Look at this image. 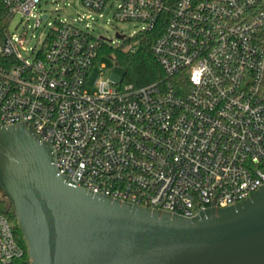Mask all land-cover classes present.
Listing matches in <instances>:
<instances>
[{
	"label": "built area",
	"instance_id": "obj_1",
	"mask_svg": "<svg viewBox=\"0 0 264 264\" xmlns=\"http://www.w3.org/2000/svg\"><path fill=\"white\" fill-rule=\"evenodd\" d=\"M40 1L2 0L0 125L30 124L70 185L187 217L264 185V0H80L140 25L135 36L161 31L152 54L162 77L142 86L99 78L92 91L103 45L120 46L63 18L39 49H24L8 25L19 14L40 26ZM23 253L0 215V264Z\"/></svg>",
	"mask_w": 264,
	"mask_h": 264
},
{
	"label": "water",
	"instance_id": "obj_2",
	"mask_svg": "<svg viewBox=\"0 0 264 264\" xmlns=\"http://www.w3.org/2000/svg\"><path fill=\"white\" fill-rule=\"evenodd\" d=\"M55 161L30 124L0 125V195L29 264H264V185L187 217L72 186Z\"/></svg>",
	"mask_w": 264,
	"mask_h": 264
},
{
	"label": "rangeland",
	"instance_id": "obj_3",
	"mask_svg": "<svg viewBox=\"0 0 264 264\" xmlns=\"http://www.w3.org/2000/svg\"><path fill=\"white\" fill-rule=\"evenodd\" d=\"M37 7V13L41 14V19L44 12L48 14V19H42L40 26H35V16L29 19L27 23L29 27L27 28L26 18L19 14L15 15L8 25L10 33L24 35L26 40L24 49L28 47L39 49L55 20L63 18L73 22L80 28L85 29L87 26L88 31L95 37L103 36L108 40H112V43H110L112 46L127 48L137 41L135 34L140 30V25L116 20L108 9L100 13L89 10L83 6L80 0H41ZM117 32L123 33L126 37H129V40L123 41L116 38ZM122 75L123 69L115 64L111 57L102 54L89 75L87 89L92 91L94 82L99 78L104 80L119 79Z\"/></svg>",
	"mask_w": 264,
	"mask_h": 264
},
{
	"label": "trees",
	"instance_id": "obj_4",
	"mask_svg": "<svg viewBox=\"0 0 264 264\" xmlns=\"http://www.w3.org/2000/svg\"><path fill=\"white\" fill-rule=\"evenodd\" d=\"M6 22V9L0 0V32ZM159 29L150 32L139 33L137 37L138 46L134 52H129L121 47L112 48L103 45L101 53L113 59L115 64L123 69L120 83L124 85L142 86L162 77V70L152 54V44L160 34ZM264 99V81L261 89ZM0 215H5L14 228L17 242L22 246L24 253L20 258L12 260L8 264H29L26 247L16 226V219L11 204L0 195Z\"/></svg>",
	"mask_w": 264,
	"mask_h": 264
}]
</instances>
